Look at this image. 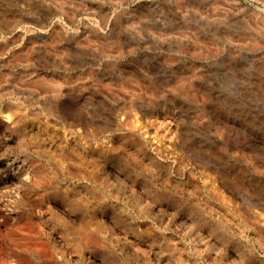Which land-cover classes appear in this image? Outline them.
Here are the masks:
<instances>
[{"label": "rangeland", "instance_id": "obj_1", "mask_svg": "<svg viewBox=\"0 0 264 264\" xmlns=\"http://www.w3.org/2000/svg\"><path fill=\"white\" fill-rule=\"evenodd\" d=\"M263 23L264 0H0L4 173L52 170L31 206L70 262L264 264ZM68 150L90 176L60 170Z\"/></svg>", "mask_w": 264, "mask_h": 264}, {"label": "bare ground", "instance_id": "obj_2", "mask_svg": "<svg viewBox=\"0 0 264 264\" xmlns=\"http://www.w3.org/2000/svg\"><path fill=\"white\" fill-rule=\"evenodd\" d=\"M0 90H1V88H0ZM62 90H60V91L62 92ZM20 92H21V90H20ZM76 92H73L76 95H74L73 93H70L71 95L72 94L74 95V99H76L79 96V94H77ZM56 94L58 95V93H56ZM28 97H29V95H28ZM56 97L50 101V105L57 106L62 101V100H60V97H59V99ZM13 101L15 102L16 100H13ZM13 101L12 102L7 101L8 104L6 103L7 104L6 108L9 111H11L13 114L16 113L14 115H17L18 114L17 112L19 111V108L21 106L17 102L14 103ZM46 102H48V101H46ZM52 107H54V106H52ZM54 108L57 109L58 106H57V108L56 107H54ZM22 112H24V111H22ZM81 113H82V111H81ZM25 114L29 115L27 113H24L23 116ZM26 115H25V117H27ZM17 117H19V116L17 115ZM17 117H16V120L18 121L21 117H19L18 119H17ZM68 117H67V119H68ZM7 118H10V117L8 116ZM65 118L62 119V122H61L62 124H68V125L72 124L69 119L66 120ZM75 118H77V117H75ZM81 119L85 120V118H82V117H81ZM11 120L12 119H10V121ZM13 120H15V119H13ZM13 120H12V122L14 124L15 121H13ZM20 120H23V119L21 118ZM71 120L73 121V118ZM82 121H80V123ZM0 123L4 125L6 130L10 125V124L7 125L8 122H7V124H4V122L3 123L0 122ZM80 123L76 124V125L77 126L81 125L80 128L82 127V130L84 131L82 133H85L86 136H87V134L88 135L90 134V136L94 137L95 139L97 138V136L89 130L90 127L88 128L85 124H82L83 122L81 124ZM90 124L91 123H89V126H90ZM152 124H154V123H152ZM155 125H156V123H155ZM162 126H163L162 124H159V125L157 124L154 127L155 133H156L155 135H158L159 138H161V139L162 138L172 139L173 135L170 134V132H169L170 130L167 131L165 129H162L161 128ZM167 128L169 129L170 126H168ZM1 132H3V129H2V131L0 130V133ZM1 134H3V133H1ZM162 140H164V139H162ZM88 142H89V140H88ZM120 143H118V145ZM111 145H113L112 142H111ZM125 145H126V143H125ZM83 146H85V145H83ZM120 147H122V146H120ZM88 149L90 150V148H88ZM85 155L84 156L80 155V153H78L77 155H74L73 150H68V151H64V152L59 151L58 153L55 154V156H57L56 160H58V164L60 166H62V165L65 166L66 164L69 163L65 167L60 168L61 171L63 170V168H65V171L63 173L68 177H71V176L88 177V176H90L89 169H88L89 167L85 163ZM87 159L88 158L86 155V160ZM33 163L32 162L29 163L28 168L21 167V166L17 167L16 164L13 163V164H11V169H17V171L11 172V173L6 171V173H4V169L7 166L4 168L5 162H4V160H2L0 158V188L3 187L4 184L8 183V182H13V181L23 182V184L25 185V188L27 190L26 200L30 203V207H27V209L24 208V210H19L13 204L14 200H8L7 202H5L0 198V264H80L81 263L80 256L77 258V260H75L76 261L75 263L70 262L63 244H60V246H57V241L52 242L48 233H46L44 231V229L42 228V226L39 224V222L36 221L35 213H34L36 211L33 210L32 206H31L34 204V201H35L32 191H34L37 188H43L44 190L46 189V185H47V181H48V172L52 173V170L49 171L48 169H46L47 167H44L43 164L38 165V164H33ZM52 174L54 175V173H52ZM61 196H64V195H61ZM94 224H93V226H94ZM89 225H91V224H89ZM97 225L95 224V226H97ZM87 226H86V228L85 227H81V228L79 227V228L74 229L72 231L73 235L76 237V242H75V244H73L75 247L73 245H72V247H74L76 249V251L78 252V255L81 253L80 251H81L83 245L87 248L86 244H89V245L99 244L97 242V240H95V238H94L95 236L93 237L94 239L92 238L93 234L91 235V232L94 231L93 227L88 226L90 228L92 227V229H90V228L87 229L88 228ZM97 229L98 228H96L95 230H97ZM62 230L64 232H66L65 227H62ZM96 237H98V236H96ZM96 239H98V238H96ZM263 241H262V244H263ZM68 245H69V243H68Z\"/></svg>", "mask_w": 264, "mask_h": 264}]
</instances>
